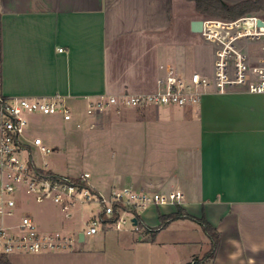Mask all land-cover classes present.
Segmentation results:
<instances>
[{
	"label": "crops",
	"instance_id": "0c3cea01",
	"mask_svg": "<svg viewBox=\"0 0 264 264\" xmlns=\"http://www.w3.org/2000/svg\"><path fill=\"white\" fill-rule=\"evenodd\" d=\"M186 1L193 3L194 12L184 16L181 30L180 6ZM0 10L6 94L59 93L77 118L85 117L81 106L85 110L87 101L101 94L152 92L158 78L170 70L210 72L213 66V45L212 62L206 66L200 59L195 62L188 44L200 37L191 30V22L203 19L193 0H0ZM146 107L156 111V137L152 135L157 147L169 142L170 133L177 131L169 125L181 116L179 120L194 124L195 139L181 156L183 146L175 138L178 151L172 168L156 170L155 175L142 171L118 186L183 190L181 206L197 217L204 215L221 234L214 264H264V95L207 91L199 107H180L172 118H161L159 106ZM153 136H145L147 150ZM26 144L30 151L35 145L31 139ZM175 209L170 203L150 205L141 218L155 227L161 213ZM101 230L102 245L85 238L66 251L13 253L8 258L12 264H108L110 236L121 248L132 235L126 229L114 233L108 226ZM138 232L142 236H134L128 247L136 250L142 264L149 258L151 264H188L211 248L202 226L191 219L174 220L154 236L143 229Z\"/></svg>",
	"mask_w": 264,
	"mask_h": 264
},
{
	"label": "built area",
	"instance_id": "2783aa9c",
	"mask_svg": "<svg viewBox=\"0 0 264 264\" xmlns=\"http://www.w3.org/2000/svg\"><path fill=\"white\" fill-rule=\"evenodd\" d=\"M200 37L213 45L214 62L210 72L192 70L189 73L170 70L158 78L155 91L141 94H101L86 103L84 118H77L75 109L59 93L45 96H10L2 79V24L0 10V255L13 253L60 252L81 243L104 226L120 229L130 224L134 230L136 214L150 205L182 204L185 194L179 188L158 190L150 186H114L108 194L98 191L90 181L91 173L79 176L64 175L39 166L27 147L23 134L29 126V114H58L65 121H73L77 128L110 108L171 105L199 107L204 93H225L244 90L264 95V16L245 14L237 18H203ZM262 21V24L259 23ZM33 143L41 152L51 148L41 137ZM27 155L23 156V153ZM29 152V153H28ZM24 191L39 202L52 199L68 211L76 201H98L102 209L89 219L86 229L76 236L62 231H42L28 215L16 218L18 196ZM136 218V222L133 219ZM107 219V220H105ZM189 264H194L192 258ZM1 264V263H0Z\"/></svg>",
	"mask_w": 264,
	"mask_h": 264
},
{
	"label": "rangeland",
	"instance_id": "374dc122",
	"mask_svg": "<svg viewBox=\"0 0 264 264\" xmlns=\"http://www.w3.org/2000/svg\"><path fill=\"white\" fill-rule=\"evenodd\" d=\"M193 12L192 2L186 1L180 6L181 30L184 28V16L187 17ZM249 14L264 16V12ZM198 16L200 18L213 17L208 14ZM188 44L194 50L195 62L196 59H200L206 66H209L212 62V44L204 43L200 37L189 41ZM194 64L191 67H196ZM81 110L84 114V105L81 106ZM181 110L179 106L162 105L159 107L158 114L161 118H172V114L180 113ZM28 117L30 123L23 134L24 138L34 140L35 136H40L43 142L51 148L49 153L44 154L37 146L32 145L30 153L34 161L39 166L47 163L50 170L64 175L79 176L84 171H89L91 173L90 181L103 194H108L114 186L128 184L129 176L139 177L143 172L155 175L156 170L164 171L172 168L177 160L175 156L178 151V143L175 138L180 139L178 142L183 146V149L179 151L181 156L186 152V147L195 139L194 124H188L185 122V118L179 120L183 117L181 116L178 121L169 125L170 129L176 128L177 130L172 135L170 133L169 142L157 147L154 141L156 135L153 132L156 123L154 107L110 108L81 128H77L73 121L63 120L58 114L43 115L34 112ZM146 119L148 120L146 121ZM172 125L174 127H171ZM150 135L153 137L151 147L147 150L145 139ZM173 135H175L174 138ZM25 155L27 152L23 153V156ZM134 180L137 185L143 184L140 179ZM17 200L18 216L8 221L16 222L20 216L28 215L43 231L60 230L73 236L85 230L89 219L102 209V205L98 201H76L68 211H65L50 198L39 202L32 194H27L24 191L20 193ZM117 229L113 227L112 231L116 233ZM125 229V232L131 233L132 238L129 242L126 238L124 243L120 241L121 248L112 244L116 241L113 236H110L111 240L108 239V264H142L138 261L136 250L129 249L128 244L134 242L132 240L134 236H142L143 233H139V230L143 229L150 234L152 232L145 228L134 230L130 224H126L119 230L124 232ZM112 231L108 233H112ZM104 233L99 229L96 234L86 237L87 242L102 245L105 241ZM149 247L152 251L151 246ZM148 260V264H151L150 258Z\"/></svg>",
	"mask_w": 264,
	"mask_h": 264
},
{
	"label": "trees",
	"instance_id": "16d2710c",
	"mask_svg": "<svg viewBox=\"0 0 264 264\" xmlns=\"http://www.w3.org/2000/svg\"><path fill=\"white\" fill-rule=\"evenodd\" d=\"M195 2V7L197 12L204 15H212L213 17H222L226 19H233L240 17L249 13H259L264 12V0H241L237 3L231 4L225 0H193ZM137 224L141 228L147 229L149 232H152V235L161 229L166 227L172 221L177 219H191L197 221L208 235L211 240V248L205 252L203 255L193 256L194 264H214V259L217 254V250L221 241V234L218 229L211 224L208 219L202 215L197 217L190 212H188L180 204L176 205V209L169 213H161L159 215L160 223L156 227L147 226L141 216L136 214ZM107 220V219H105ZM1 264H12L8 256L0 255ZM190 262H188L189 264Z\"/></svg>",
	"mask_w": 264,
	"mask_h": 264
},
{
	"label": "water",
	"instance_id": "95a60500",
	"mask_svg": "<svg viewBox=\"0 0 264 264\" xmlns=\"http://www.w3.org/2000/svg\"><path fill=\"white\" fill-rule=\"evenodd\" d=\"M259 23L262 24V21H259ZM202 27H203V20L202 19H194L191 22V30L193 32H196V33L201 32ZM133 221L136 222V218H134ZM84 239H85L84 233L83 232H80L79 233V240H80V242H83Z\"/></svg>",
	"mask_w": 264,
	"mask_h": 264
}]
</instances>
